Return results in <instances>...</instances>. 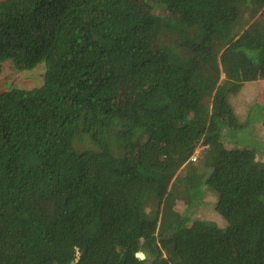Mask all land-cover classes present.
Here are the masks:
<instances>
[{
	"label": "trees",
	"instance_id": "obj_1",
	"mask_svg": "<svg viewBox=\"0 0 264 264\" xmlns=\"http://www.w3.org/2000/svg\"><path fill=\"white\" fill-rule=\"evenodd\" d=\"M153 1L176 21L140 0H0V71L45 65L41 85L0 92V264H264V141L233 138L264 107L228 121L264 79V0ZM183 165L199 170L178 212ZM205 192L221 225L192 219Z\"/></svg>",
	"mask_w": 264,
	"mask_h": 264
},
{
	"label": "rangeland",
	"instance_id": "obj_2",
	"mask_svg": "<svg viewBox=\"0 0 264 264\" xmlns=\"http://www.w3.org/2000/svg\"><path fill=\"white\" fill-rule=\"evenodd\" d=\"M137 13L142 16L162 14L164 17L174 20L177 19V14L173 10H169L165 6H161L153 0H140L139 6L137 8ZM155 49H158L157 44H155ZM221 65V64H220ZM221 69L223 66L221 65ZM45 65L39 63L36 67L30 70H16L12 68V64L9 61L3 63L0 71V92L8 90L12 87H22V88H33L39 86L43 83ZM226 78V75L221 72L220 79ZM131 84L129 82L120 83L117 86V91L115 94V105L121 106L125 103L131 92ZM211 100V97H208ZM257 101V103L264 107V79H258L253 81H247L243 83L236 95L231 96L232 107L234 113H230L228 121L230 125L236 126L237 122L242 120L245 116L246 100ZM245 126V127H244ZM233 138L240 142L241 144H247L256 141H264V123L262 120H254L253 124L247 122L244 119L242 127L239 132H236ZM263 146V142L261 143ZM200 149L201 147L198 146ZM155 162L161 163L162 156L158 154L155 157ZM192 166H198V159L190 160ZM192 166L185 167L184 165L178 169L169 187V200L171 202V208L178 212H183L186 208L187 199L183 196L182 192V182L180 183V177L183 178L184 173H188L191 176L197 174L199 168H194ZM177 179L179 181H177ZM164 198L152 197L146 203V210L150 217L159 221L162 219L164 212ZM221 217V216H220ZM192 219H210L221 225L223 222L219 218L218 214L214 210L212 204V196L206 192L203 194V201L197 205L192 213ZM146 262L145 264H149Z\"/></svg>",
	"mask_w": 264,
	"mask_h": 264
},
{
	"label": "water",
	"instance_id": "obj_3",
	"mask_svg": "<svg viewBox=\"0 0 264 264\" xmlns=\"http://www.w3.org/2000/svg\"><path fill=\"white\" fill-rule=\"evenodd\" d=\"M136 254H137V256H138L139 258H143V257H144V253H143L142 251H139V252H137Z\"/></svg>",
	"mask_w": 264,
	"mask_h": 264
},
{
	"label": "built area",
	"instance_id": "obj_4",
	"mask_svg": "<svg viewBox=\"0 0 264 264\" xmlns=\"http://www.w3.org/2000/svg\"><path fill=\"white\" fill-rule=\"evenodd\" d=\"M195 158H196V154H194L190 159L195 160Z\"/></svg>",
	"mask_w": 264,
	"mask_h": 264
}]
</instances>
